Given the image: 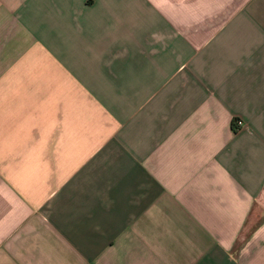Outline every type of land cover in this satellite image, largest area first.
Segmentation results:
<instances>
[{
	"label": "crops",
	"instance_id": "0c3cea01",
	"mask_svg": "<svg viewBox=\"0 0 264 264\" xmlns=\"http://www.w3.org/2000/svg\"><path fill=\"white\" fill-rule=\"evenodd\" d=\"M0 264H264V0H0Z\"/></svg>",
	"mask_w": 264,
	"mask_h": 264
},
{
	"label": "built area",
	"instance_id": "2783aa9c",
	"mask_svg": "<svg viewBox=\"0 0 264 264\" xmlns=\"http://www.w3.org/2000/svg\"><path fill=\"white\" fill-rule=\"evenodd\" d=\"M236 124H237L238 128H240V127H242L245 123H244V121H243L242 119H238V120H236Z\"/></svg>",
	"mask_w": 264,
	"mask_h": 264
}]
</instances>
